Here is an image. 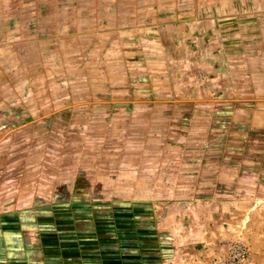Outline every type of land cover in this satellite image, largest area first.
Wrapping results in <instances>:
<instances>
[{"label": "crops", "instance_id": "obj_1", "mask_svg": "<svg viewBox=\"0 0 264 264\" xmlns=\"http://www.w3.org/2000/svg\"><path fill=\"white\" fill-rule=\"evenodd\" d=\"M234 236L264 264V0H0V264H210Z\"/></svg>", "mask_w": 264, "mask_h": 264}, {"label": "rangeland", "instance_id": "obj_2", "mask_svg": "<svg viewBox=\"0 0 264 264\" xmlns=\"http://www.w3.org/2000/svg\"><path fill=\"white\" fill-rule=\"evenodd\" d=\"M156 36H162V39L168 43V42H182L180 44V47L177 46L176 49L174 50H170L168 48V46L164 47L161 50V55L162 57L166 58H170L172 56L174 57H178L176 62L178 63L179 69L181 71H183L184 69L187 70L189 67L188 62L191 59H196L198 62L200 61V49L196 44V40L195 39H199L200 34L194 33V34H186V33H179V34H174L172 33H165V32H161L159 34H155ZM187 42V44H185ZM169 44V43H168ZM178 44V43H177ZM167 62V61H166ZM186 65H188V67H186ZM165 67L168 69L169 71V65H165ZM203 67L198 63L195 64L193 69H192V74H191V78L192 80V86L190 87L189 90H191L190 93L193 94H198L200 92V89L202 87V85L204 86L205 83V75H206V71L204 69H202ZM242 240L239 236H234L231 238H227V239H223L221 241H219L218 243H216V248H215V252L213 253L215 255V253L217 252L218 248L222 245L225 244L227 241L229 240ZM243 241V240H242ZM244 242V241H243ZM245 243V242H244ZM215 244V243H214ZM247 250H248V260L244 263L246 264L247 262H250V252L248 249L247 244L245 243ZM212 259V258H211ZM210 259V263H212V260Z\"/></svg>", "mask_w": 264, "mask_h": 264}, {"label": "built area", "instance_id": "obj_3", "mask_svg": "<svg viewBox=\"0 0 264 264\" xmlns=\"http://www.w3.org/2000/svg\"><path fill=\"white\" fill-rule=\"evenodd\" d=\"M248 255L242 240H229L218 248L210 264H244Z\"/></svg>", "mask_w": 264, "mask_h": 264}]
</instances>
